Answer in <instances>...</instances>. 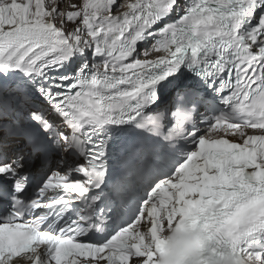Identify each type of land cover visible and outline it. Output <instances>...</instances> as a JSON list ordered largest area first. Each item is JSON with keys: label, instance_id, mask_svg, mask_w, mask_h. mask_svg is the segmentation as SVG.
<instances>
[{"label": "snow or ice", "instance_id": "snow-or-ice-1", "mask_svg": "<svg viewBox=\"0 0 264 264\" xmlns=\"http://www.w3.org/2000/svg\"><path fill=\"white\" fill-rule=\"evenodd\" d=\"M65 3L0 0V264H159L172 228L264 264V0Z\"/></svg>", "mask_w": 264, "mask_h": 264}, {"label": "clouds", "instance_id": "clouds-1", "mask_svg": "<svg viewBox=\"0 0 264 264\" xmlns=\"http://www.w3.org/2000/svg\"><path fill=\"white\" fill-rule=\"evenodd\" d=\"M163 239L164 253L159 264H244L230 250L221 252L213 248L203 231L172 228Z\"/></svg>", "mask_w": 264, "mask_h": 264}, {"label": "rangeland", "instance_id": "rangeland-1", "mask_svg": "<svg viewBox=\"0 0 264 264\" xmlns=\"http://www.w3.org/2000/svg\"><path fill=\"white\" fill-rule=\"evenodd\" d=\"M71 2H72V0H71ZM118 2H120V0H118ZM67 4H68V0H66V3L64 5V8H63L64 11H67L68 10V7H66Z\"/></svg>", "mask_w": 264, "mask_h": 264}, {"label": "bare ground", "instance_id": "bare-ground-1", "mask_svg": "<svg viewBox=\"0 0 264 264\" xmlns=\"http://www.w3.org/2000/svg\"><path fill=\"white\" fill-rule=\"evenodd\" d=\"M70 2H71V0H68V4H69ZM68 4H67V5H68ZM67 5H66V7H67ZM121 11H123V9H121Z\"/></svg>", "mask_w": 264, "mask_h": 264}]
</instances>
